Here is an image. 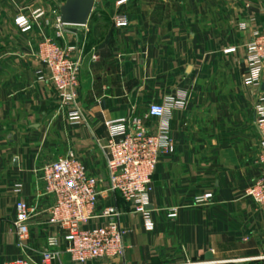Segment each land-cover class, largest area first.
Listing matches in <instances>:
<instances>
[{"label":"crops","instance_id":"1","mask_svg":"<svg viewBox=\"0 0 264 264\" xmlns=\"http://www.w3.org/2000/svg\"><path fill=\"white\" fill-rule=\"evenodd\" d=\"M120 1L96 0L87 26L62 29L63 45L86 54L76 102L82 119L75 122L70 109L60 108L49 70L33 57L56 30L53 20L31 34L14 24L26 10L57 17L67 0H0V264H40L52 238L63 253L55 264H71L61 232L48 223L54 199L43 196L40 181L42 168L70 152L105 180L92 223L105 224L103 211L115 207L127 231L124 256L94 264L264 263V214L245 197L261 170L256 94L244 84L245 49L264 30V0H128L119 7ZM119 12L128 28L114 26ZM106 18L111 28L96 38ZM173 101L184 105L166 122L145 121L152 134L167 123L176 147L154 175L149 227L109 192L106 124ZM203 194H213V202L194 207ZM20 200L36 208L23 248L14 228ZM170 209H178L176 219L167 218Z\"/></svg>","mask_w":264,"mask_h":264},{"label":"built area","instance_id":"2","mask_svg":"<svg viewBox=\"0 0 264 264\" xmlns=\"http://www.w3.org/2000/svg\"><path fill=\"white\" fill-rule=\"evenodd\" d=\"M128 0H121V7ZM45 17L38 9L32 13L22 12L15 20V26L22 34L33 33L36 22ZM117 29L130 26L125 14H116L113 18ZM61 17L57 18L55 28L57 37L64 36ZM245 63L247 73L245 86L257 94L254 107L255 129L258 136V164L260 175L247 188L245 197L250 199L264 214V30L256 31L246 46ZM236 48L225 54H235ZM49 70V81L54 86L61 102L60 108L70 109V119L78 122L82 119L76 107L81 87V74L86 62V54L75 45H59L56 40L45 36L38 44L33 56ZM96 55L91 56L97 61ZM183 101L168 102L166 105H152L143 116L111 121L106 124L108 138L105 150L108 155L107 176L109 192L118 195L126 204L131 205L133 212L142 216L149 227L152 221L149 214L150 197L153 192V178L162 156L173 155L176 151L167 123L162 124L156 134H152L145 125L148 119L165 122L174 110L181 109ZM43 196L54 199V204L47 210V220L57 227L65 243V252L71 264H94L98 261H114L125 254L124 238L126 229L120 225L121 214L117 208L105 209L103 225H94L105 180L92 176L84 164L73 152L46 165L40 171ZM214 200L213 194L198 195L193 200L196 208L204 207ZM36 214V208L18 201L14 228L18 238V247L23 248L29 239L30 226ZM168 219L178 217V209L166 211ZM59 241L52 238L48 249L41 254L40 264H55L62 259L58 250ZM7 264H30L24 260H15ZM174 264H212L208 262H191Z\"/></svg>","mask_w":264,"mask_h":264},{"label":"water","instance_id":"3","mask_svg":"<svg viewBox=\"0 0 264 264\" xmlns=\"http://www.w3.org/2000/svg\"><path fill=\"white\" fill-rule=\"evenodd\" d=\"M96 0H67L61 7L60 17L64 26L85 27L95 10ZM211 259V256H208Z\"/></svg>","mask_w":264,"mask_h":264},{"label":"rangeland","instance_id":"4","mask_svg":"<svg viewBox=\"0 0 264 264\" xmlns=\"http://www.w3.org/2000/svg\"><path fill=\"white\" fill-rule=\"evenodd\" d=\"M36 10H38V9H36ZM40 10H42V9H40ZM35 10H33V12H34ZM113 11H115V9H113ZM24 12H28V13H32V11H30V10H26V11H24ZM44 12V11H43ZM45 13V12H44ZM118 14H125V13H123V12H119ZM58 17H60V14L57 16V17H53V18H49V17H47L46 16V14H45V17L44 18H42L41 20H39L38 22H36V26H37V24H40V26H42V24L44 25L45 24V22H47V26L49 25H51L52 26V24L54 23V26H55V24H56V21H57V18ZM50 20H53V23H51V21ZM111 20H110V18H106V19H104L103 20V22L100 24V28H98L99 30H97V32H96V38H99V37H97V34H100V32H101V30H102V28H104L106 31L109 29V28H111ZM56 29V28H55ZM53 30V29H52ZM54 31H56V30H53V31H51V33L52 34H50V36L49 37H51V38H53L54 40H56V42L59 44V45H61V46H63V37L61 38H58L57 37V33L56 32H54ZM56 33V34H55ZM44 38V37H43ZM43 40V39H42ZM41 40V41H42ZM62 40V41H61ZM40 41V42H41ZM254 94H256V93H254ZM256 97H257V94L255 95ZM256 97H255V99L254 100H256ZM262 264H264V263H262Z\"/></svg>","mask_w":264,"mask_h":264}]
</instances>
